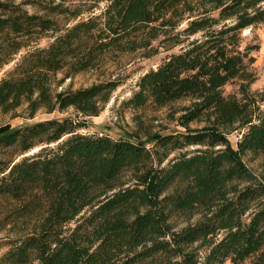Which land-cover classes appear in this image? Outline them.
<instances>
[{"label": "trees", "instance_id": "16d2710c", "mask_svg": "<svg viewBox=\"0 0 264 264\" xmlns=\"http://www.w3.org/2000/svg\"><path fill=\"white\" fill-rule=\"evenodd\" d=\"M32 1L41 13L0 0V68L24 50L0 77V112L75 116L0 132V264H264V86L250 89L258 44L241 36L264 0ZM175 47L122 104L171 108L183 130L150 135L134 113L131 137L81 131L120 81L58 90L66 78Z\"/></svg>", "mask_w": 264, "mask_h": 264}, {"label": "rangeland", "instance_id": "374dc122", "mask_svg": "<svg viewBox=\"0 0 264 264\" xmlns=\"http://www.w3.org/2000/svg\"><path fill=\"white\" fill-rule=\"evenodd\" d=\"M15 1H23V7L30 13L42 12L40 7L32 0ZM80 1L81 0H69L68 4L78 3ZM105 3L106 0L100 1L98 7H101ZM93 11L94 14H97L99 13L100 9L95 8ZM90 13L91 12L84 11L79 18H84ZM55 17L60 24L64 23L65 18L62 16ZM184 26L185 23H182L179 28ZM47 35L48 36H45L39 40V46H44L50 41L51 37L49 35H51V33H48ZM241 36L243 38V45L245 43L258 44V49L251 52L255 58L254 67L257 73V79L251 83L250 89L252 91L260 90L264 86V23L255 25L252 30H250V28L243 29ZM177 49L178 47H175L172 50L165 51L163 48H160L159 52L151 57H143L139 54L132 53L122 54L116 58H107V60L99 67L81 71L73 74L69 78H66L62 82L61 86L58 87V90L63 88L76 89L79 87H86L92 83H97L108 78L118 79L120 81L119 86L113 91L110 100L106 103L104 108L99 112L98 115L87 117L88 126H86L84 129H81V131L107 134L114 138L131 137L130 133L136 129L134 121L132 120V115L134 113H137L141 116L150 135L183 130V127H181L175 119H172L171 116H169V111L171 108L164 107L157 109L149 106L144 109H137L133 111L122 104L124 100L130 97L138 78L148 69L155 68L167 53L176 51ZM22 53H24V50L15 55L11 62L0 68V77L14 66L15 62L19 59L20 54ZM60 76L61 74H58V77ZM235 89L236 86L234 83L226 84L223 87L224 93L232 92ZM184 103H186V101H178L173 104V107H178ZM21 110V108H18L17 113L19 114L16 116H13L12 113L0 112V132L39 120L75 116L71 108L63 111H54L51 113L39 111L32 118H26L20 115L22 114ZM177 115L178 114H175V117H177ZM190 125L194 126V124ZM138 134L142 142L146 143L147 146H152V137L147 136L143 130H139ZM239 136L240 135L238 132L233 133L230 136L233 146H235V142ZM174 154L175 153H172L170 157ZM244 160L250 167L251 171L256 173L259 172L260 160L258 158L251 160L250 156L246 155ZM68 226H73V223H70ZM8 237H11L10 231H0V255L9 248V244L7 243ZM224 264H229V262L226 261Z\"/></svg>", "mask_w": 264, "mask_h": 264}]
</instances>
